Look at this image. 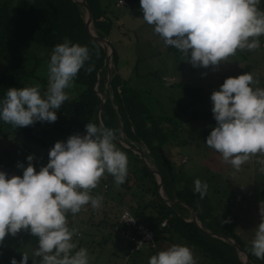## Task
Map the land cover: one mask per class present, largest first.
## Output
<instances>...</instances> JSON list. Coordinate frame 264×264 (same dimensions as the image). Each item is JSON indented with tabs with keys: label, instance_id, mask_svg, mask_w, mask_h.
Instances as JSON below:
<instances>
[{
	"label": "clouds",
	"instance_id": "clouds-1",
	"mask_svg": "<svg viewBox=\"0 0 264 264\" xmlns=\"http://www.w3.org/2000/svg\"><path fill=\"white\" fill-rule=\"evenodd\" d=\"M261 0H139L142 20L165 47L177 50L193 67L213 68L227 61L238 49L253 50L264 36V10ZM89 59L85 45L67 38L56 44L47 62V84L10 87L0 96V123L16 128L34 122H54L56 110L67 101L66 89L72 86L79 69ZM86 71H91L89 65ZM201 75H204L202 73ZM253 74L227 77L209 96L215 125L204 143L220 154L233 170L251 155L264 154V88L253 87ZM116 133L102 123H86L84 134L69 135L56 141L47 151V162L34 170L33 155L25 157L27 166L17 162L21 175L6 176L0 171V242L6 235L27 230L36 237L34 255L40 264H89L90 254L77 249L75 229L67 224L66 214H76L85 205L99 208L103 197L91 195L105 174L120 185L127 175L128 158L117 147ZM264 173V159H258ZM193 191L203 196L207 185L193 181ZM128 214L125 213V216ZM253 230L250 250L264 258V209ZM134 219L123 221L132 222ZM12 257L9 264H26ZM147 264H196L191 248L172 244L148 258Z\"/></svg>",
	"mask_w": 264,
	"mask_h": 264
},
{
	"label": "trees",
	"instance_id": "trees-1",
	"mask_svg": "<svg viewBox=\"0 0 264 264\" xmlns=\"http://www.w3.org/2000/svg\"><path fill=\"white\" fill-rule=\"evenodd\" d=\"M125 1L139 8V0ZM85 2L91 12L94 33L101 38H110L113 22L109 21L107 30L98 22L101 17L107 18L110 4L106 0ZM258 7L264 10L262 3ZM85 17L84 8L72 0H0V96L10 87L21 88L34 84H39L43 92L47 84V62L50 53L53 47L62 43L65 38L70 43L85 45L89 50V59L78 70L72 86L65 90L67 101L62 102L56 110L57 118L54 122L38 121L31 126L16 128L0 123V162L27 163L23 158L17 157L20 155L15 154L23 140L29 146L31 144L45 150L44 154H33L32 161L44 165L47 162V151L54 142L64 141L73 134L83 135L86 123H102L115 131V143L127 155V175L120 185L114 183L110 174L105 173L100 178L96 187L90 190V194L103 197L101 206L95 209L90 205L83 206L75 214L79 224L85 223L96 231L102 230L101 233L105 230L106 234H103L101 241L104 243L109 240L110 233H113L112 226L119 214L126 210L152 231L156 247H145L152 255L172 244H183L189 246L192 252H198L207 264H244L242 255L232 245L203 233L195 224L187 221L193 211L202 229L223 234L234 240L247 254L249 264H264V258L257 259L251 253L250 241L253 234L243 241L229 230L236 217L233 216L235 209L229 212L230 208L225 205L234 202L233 192L228 189L224 191L221 186L227 185L228 181L216 174H208L211 179L203 180L207 188L201 196L193 191V180L184 175L177 164L178 161L171 159L164 152L188 142H204V134L195 136L185 132L182 121L176 117L152 114L142 101L141 92L128 86L116 72L113 47L110 86L106 88L105 54L100 44L86 34ZM261 37L264 36L258 37L260 42ZM38 47L46 52L39 54ZM89 65L91 71H86ZM40 67L46 73L45 76ZM110 88L111 99L108 98ZM181 89L192 98L206 96L201 89L186 84L181 85ZM183 116L185 121L191 122L212 114L184 112ZM60 138L62 140H59ZM133 143L140 148L147 165L159 172L160 195L157 192V177L142 164L139 155L132 150ZM31 150L32 147L23 155H30ZM104 187L106 189L103 191ZM215 195L222 199L215 200L212 198ZM225 195L227 202L223 199ZM163 198L177 202L169 206ZM84 213H87V218L82 223ZM70 214H66L68 227L72 226ZM163 221L166 225L161 227ZM16 234L10 237L18 236L19 241H25L29 232L24 230L22 234ZM12 257L19 262L20 256H11L7 259V264ZM40 262L41 257L35 256L28 257L26 264Z\"/></svg>",
	"mask_w": 264,
	"mask_h": 264
},
{
	"label": "rangeland",
	"instance_id": "rangeland-1",
	"mask_svg": "<svg viewBox=\"0 0 264 264\" xmlns=\"http://www.w3.org/2000/svg\"><path fill=\"white\" fill-rule=\"evenodd\" d=\"M106 2L112 6L116 0H106ZM261 3L264 7V0H261ZM114 13L123 17H119L118 25H120V28L113 30V32H117L112 35L113 41L110 39V43L115 52L114 66L116 72L128 86L141 92V99L152 114H166L171 117H176L179 121H182L183 130L191 135L202 136L204 134L205 140L211 127L215 125V121L212 116H209L197 118L189 122L185 121L183 113L206 112L211 114L209 96L213 90H218L219 85L222 84L225 78L251 72L256 81L253 87L260 86L263 83L264 37H261V42L263 43L258 38L259 46L257 48L253 50L238 49L227 58V61L218 64L214 68L212 66H208L207 68H201L199 66L193 67L177 50L171 48V46L165 47L163 45L161 39L153 33L152 27L142 20V12L135 4H127L120 8L116 7ZM90 29L93 31L92 25ZM37 52L44 54L46 50L38 47ZM111 68H113V58ZM40 69L43 76H45L46 73L43 72L41 67ZM202 73L204 75H201ZM163 79L165 81H162ZM184 84L201 89L206 93V96L192 98L186 95L181 89V85ZM108 87V83H106V88ZM59 140H62V138ZM30 147L33 149L31 150L32 155H40L45 152L43 148L31 144L29 146L26 141L22 140V143L18 147L22 150V153L17 157L25 160L23 153H26V150ZM132 150L134 151V147ZM164 152L171 159L173 158L178 161L177 164L182 169L184 175L193 181L199 179L203 182L205 179H211L208 174H216L219 178L223 174L224 178L225 176L231 178L237 177L241 173L240 176L245 178L248 173L242 166H252L250 165L252 160L249 161L248 159L240 166L239 171L234 170L233 173L227 171L220 175L218 171H223L222 167L224 166L221 163L223 161L220 154L208 147L204 142L197 140L169 148V150H164ZM258 158L261 159L260 157ZM37 163H32L34 170H38L40 166H43ZM21 164L27 166V163ZM0 171L5 172L6 176L21 175V169H18L16 164L5 161L0 162ZM210 171L216 173H210ZM251 173L250 179L253 184L259 178L261 180L262 177H259L257 172L252 171ZM240 182L244 184L241 186V189L235 188L231 182H229V186L228 184L221 186L224 191L230 188L234 193L233 199L235 203L230 202L225 204L230 208L231 211L229 212L235 209L233 216L236 217L234 221L236 226L229 230L231 233L239 236L243 241H246L250 236L247 233H253V230L247 224L250 223L247 219L253 213H246V209L258 215L259 207L264 209V207L256 203L259 198L260 189L264 190V187L259 189L253 185L251 189L247 184L248 180H242ZM105 189L106 187H104L103 191ZM218 197L219 195H215L212 198H215V200L222 199ZM226 198L227 196L225 195L223 199L227 202ZM251 199L255 201L254 205L247 204L246 201ZM239 209L241 212L238 213ZM82 217L81 222L83 223L87 218V213H84ZM69 219L72 224L69 228L75 229L72 239L77 249L84 247L88 250L90 254L89 264H147L148 258L152 255L150 250L142 247L137 254L129 255L130 257L126 260L125 257L128 254L129 243L125 239L110 233L109 240L101 243L103 234H106L105 230L101 233L102 230L96 231L86 226L85 223L79 224L75 214H70ZM17 233L22 234L23 231ZM26 236L27 240L25 241H19L18 236L17 238H12L9 235L5 236L4 240L0 242V264H7V259L11 256H21V254H26L27 257L37 256L34 255V249L37 247L36 237L30 233L29 235L26 234ZM193 256L196 264H207L198 252L193 251Z\"/></svg>",
	"mask_w": 264,
	"mask_h": 264
},
{
	"label": "crops",
	"instance_id": "crops-1",
	"mask_svg": "<svg viewBox=\"0 0 264 264\" xmlns=\"http://www.w3.org/2000/svg\"><path fill=\"white\" fill-rule=\"evenodd\" d=\"M125 1V0H124ZM126 2V1H125ZM118 3V0H116V2L115 3H113V5L112 6H110V11H108L107 12V18H106V16L105 17H101L99 20H98V22L107 30V29H109V21L111 20L112 22H113V28H112V24H111V38H109V41H110V39H111V41H113V37H112V35L114 34V33H117V32H113V30H118L119 28H120V25H118V21H119V17H121V16H119V15H117V14H114L113 12H114V9L116 8V7H123V6H126L127 5V3L125 4V5H118L117 4ZM121 18H123V17H121ZM121 34H123V33H121ZM108 39V38H107ZM257 87H261V88H264V80H263V83L260 85V86H257ZM258 157H260L261 159H264V154H261V153H257V154H254V155H251L250 157H249V161H251L252 160V163L250 164V165H252L251 167H248L247 165H244V166H242V167H244L245 169H246V172L248 173V175L245 177V178H242L241 176H240V174H238V176L237 177H226L225 176V178H224V176H223V174L222 173H225V172H227V171H231V173H233L234 172V170L231 168V166L229 165V164H227V163H225L223 160V162H221L222 164H224V166L222 167V170L223 171H218V174H222V178H224L225 180H227L228 181V186L230 185L229 184V182H231L234 186H235V188H237V189H241V186L242 185H244V184H241V182L240 181H242V180H248V186L251 188L253 185L254 186H256L257 188H262V187H264V175H263V173H261L260 171H259V165L257 164V160L259 159ZM252 171H255V172H257L258 173V176L259 177H262L261 178V180H260V178L258 179V181H256V182H254V184L251 182V175H252ZM210 173H216V172H214V171H210ZM210 175V174H209ZM254 175H257V174H254ZM234 179H236L235 181H234ZM256 183V184H255ZM253 188V187H252ZM251 188V189H252ZM255 189V188H254ZM229 190H231L230 188H229ZM232 191V190H231ZM234 194V193H233ZM251 196V195H250ZM247 202V204H251V205H254L255 204V201H253V199H251V200H248V201H246ZM237 203V202H236ZM257 204H260L262 207H264V190H262V189H260V192H259V198H258V201L256 202ZM237 208H238V206H237ZM239 212H241L240 211V209L238 210V213ZM253 213L252 214V216H249V218L247 219V221H250V223H247L248 224V227H250L251 228V230H254L255 229V227L257 226V224L260 222V216L258 215V214H255V212H253V211H248L247 209H246V213ZM243 213V212H242ZM247 218V217H246ZM236 226V224L233 222L232 224H231V227L233 228V227H235ZM247 227V228H248ZM249 228V229H250ZM113 234H115V233H113ZM251 234H253V233H247V235H251ZM119 236V235H118ZM120 237V236H119Z\"/></svg>",
	"mask_w": 264,
	"mask_h": 264
},
{
	"label": "water",
	"instance_id": "water-1",
	"mask_svg": "<svg viewBox=\"0 0 264 264\" xmlns=\"http://www.w3.org/2000/svg\"><path fill=\"white\" fill-rule=\"evenodd\" d=\"M72 1L84 8V10L86 12V17H85V20H84V30H85L86 34L90 38H92L93 40H95L96 42H98L100 44V46L102 47V49L104 51V54H105V56H104V65L106 67V80H105V83H108V86H110L109 83H110V70H111V66H112V46H111V44L109 43V41L107 39L99 37L98 35H96L90 29V26H91V12H90V9H89L87 3L85 2V0H72ZM106 97H107V94L105 95V98ZM108 98L109 99L112 98L111 88H110L109 93H108ZM115 111L118 114V110H117L116 107H115ZM118 116H119V114H118ZM120 125H121V122H120ZM121 134H122V132H121ZM133 145H134V151L139 155V158H140L142 164L147 169L152 171V173L157 177V192L160 195L161 176H160L159 172L156 169H154V168H152V167L147 165V163H146V161H145V159H144V157L142 155V152H141L140 148L138 147V145L135 144V143H133ZM163 200L169 206H171L172 204L177 202V201H170V200H167L165 198H163ZM187 221L188 222H192L193 224H195L197 226V228L199 230H201L203 233H205V234H207V235H209L211 237L219 238V239L229 243L230 245H232L238 251V253L243 256L244 264H249L247 254L245 253V251L234 240H232L231 238H229L228 236H225L223 234H219V233H215V232H212V231H208V230L202 229L200 224H199V222L197 221L196 215H195V213L193 211H191V217Z\"/></svg>",
	"mask_w": 264,
	"mask_h": 264
},
{
	"label": "built area",
	"instance_id": "built-area-1",
	"mask_svg": "<svg viewBox=\"0 0 264 264\" xmlns=\"http://www.w3.org/2000/svg\"><path fill=\"white\" fill-rule=\"evenodd\" d=\"M118 4L125 5L124 0H118ZM16 154L21 153V149H16ZM125 213L128 215L125 216ZM125 219H134L132 222L123 221ZM166 222L163 221L160 226L164 227ZM112 232L116 235H119L129 243L127 257L131 254L137 253L142 249V247L155 248L156 244L154 242V237L152 231H150L145 225L138 222L128 211L123 210L118 218L116 223L112 226Z\"/></svg>",
	"mask_w": 264,
	"mask_h": 264
},
{
	"label": "bare ground",
	"instance_id": "bare-ground-1",
	"mask_svg": "<svg viewBox=\"0 0 264 264\" xmlns=\"http://www.w3.org/2000/svg\"><path fill=\"white\" fill-rule=\"evenodd\" d=\"M146 226V225H145Z\"/></svg>",
	"mask_w": 264,
	"mask_h": 264
}]
</instances>
